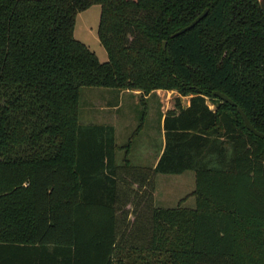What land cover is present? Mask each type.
Masks as SVG:
<instances>
[{"label":"trees","instance_id":"1","mask_svg":"<svg viewBox=\"0 0 264 264\" xmlns=\"http://www.w3.org/2000/svg\"><path fill=\"white\" fill-rule=\"evenodd\" d=\"M94 5L105 63L73 36ZM82 88L190 97L153 170L116 166L114 127L78 122ZM214 91L264 134L258 0H0V264H264V139ZM187 171L194 209L150 207L155 175ZM144 190L127 243L121 197Z\"/></svg>","mask_w":264,"mask_h":264},{"label":"rangeland","instance_id":"2","mask_svg":"<svg viewBox=\"0 0 264 264\" xmlns=\"http://www.w3.org/2000/svg\"><path fill=\"white\" fill-rule=\"evenodd\" d=\"M100 7L94 5L85 12L78 15L74 27V39L84 44L91 52L95 54L100 63L107 61V54L100 44L97 37V29L99 24ZM116 90L102 89V88H82L80 89V99L78 107V122L81 125L85 124H107L112 117L106 111L105 102L114 101V98H106L107 93H115ZM111 95V94H110ZM115 95V94H112ZM114 97V96H113ZM180 98L184 107L188 106L190 97H180L176 91H160L159 94L152 95L148 100L141 96L126 95L123 100V108L118 112L117 119L114 126L117 129L116 145H118V160H123L124 150L128 144V140L132 133L136 130L139 123L142 122V130L139 135L132 141L131 157L134 155L141 156L144 151H150L149 160L153 157L155 152L161 146V116L162 111L166 112L173 107L174 99ZM207 104L211 109L214 106L207 100ZM126 111V112H125ZM124 113V115H123ZM113 116V115H112ZM142 120V121H141ZM124 163L121 162L120 165ZM121 170L119 174L128 182L129 178ZM154 191L152 195L151 206L165 208V209H194L195 197L193 191L195 190V174L192 171L184 172L180 175H162L157 174L153 179ZM132 189L136 185H132ZM121 191L125 192V188L121 187ZM141 192V193H140ZM142 192L139 191L140 198L129 195L130 203L126 204L125 195L121 197V204L123 212H119L124 225H121V230L125 232L124 239L130 241L129 231L134 223L136 216H141V222L148 215L146 213V198H142ZM125 194V193H124ZM139 200V204L134 207V203ZM120 217H118L120 219ZM142 217L144 219H142ZM146 221V220H145ZM121 231V232H122ZM123 264L130 263L127 251H122Z\"/></svg>","mask_w":264,"mask_h":264},{"label":"crops","instance_id":"3","mask_svg":"<svg viewBox=\"0 0 264 264\" xmlns=\"http://www.w3.org/2000/svg\"><path fill=\"white\" fill-rule=\"evenodd\" d=\"M85 12V11H84ZM83 13V12H82ZM81 14V13H80ZM78 14V15H80ZM77 15V17H78ZM77 17H76V20H77ZM76 24V23H75ZM160 91H157L153 94H150L148 96H144V99L145 100H148L150 96L152 95H156V94H159ZM111 94V95H110ZM112 94H115V95H112ZM126 95H129V96H141V93L140 92H128V91H115V93H107L106 94V98L108 99L109 97L111 98H114L115 100L114 101H107L105 102V106H106V111L110 117H112V120H110L109 122H107V124H85V125H108V126H112L114 127V130H115V141L117 139L116 135H117V129L116 127L114 126V124H117V122H114L115 119H117V117L119 116L117 113L120 112V110L123 108V100L125 98ZM114 96V97H113ZM126 112V111H125ZM164 111H162V116H161V146H160V149L157 150L155 152V154L153 155V157L149 160V157L150 156V151H144V153L141 155V156H135L132 158L131 155V144H132V141L135 140V138L139 135L140 133V130H139V127L141 126L142 122L139 123L138 127L136 128V130L132 133V135L130 136L128 142H130V146L129 147H126L125 150H124V155H123V160H118L119 156H118V150L116 151V166L117 167H122L124 165H128L129 167H134V168H141V169H150V170H153L162 154V151H163V148H164V136H163V129H162V122H163V116H164ZM113 115V116H112ZM118 115V116H117ZM124 115V113H123ZM142 121V120H141ZM142 130V129H141ZM118 146V145H116ZM121 162H123L124 164L123 165H120ZM194 192V191H193ZM153 208H159V209H165V208H160V207H156L153 203ZM192 210V209H191Z\"/></svg>","mask_w":264,"mask_h":264},{"label":"water","instance_id":"4","mask_svg":"<svg viewBox=\"0 0 264 264\" xmlns=\"http://www.w3.org/2000/svg\"><path fill=\"white\" fill-rule=\"evenodd\" d=\"M258 4L260 7V10L262 11L263 15H264V0H258ZM208 10H204L198 17H196L188 26L182 28L181 30H179L178 32L174 33L172 35V38L174 37H178L182 34H184L185 32L191 30L192 28H194L200 21H202L204 19V17L207 15ZM165 45L166 43L163 42L162 47L163 50L165 49ZM213 97L229 104L231 107H234L236 109V112L238 113V115L240 116L245 128L252 133L255 137L259 138V139H264V134L260 133L258 131H256L252 125L250 124V122L248 121L246 115L243 113V111L236 106V104L229 98L227 97L225 94L219 92V91H214L212 93Z\"/></svg>","mask_w":264,"mask_h":264}]
</instances>
